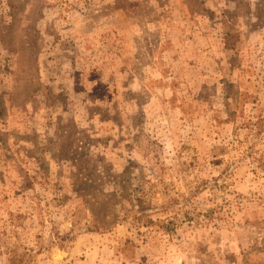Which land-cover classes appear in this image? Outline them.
<instances>
[{
  "label": "rangeland",
  "instance_id": "rangeland-1",
  "mask_svg": "<svg viewBox=\"0 0 264 264\" xmlns=\"http://www.w3.org/2000/svg\"><path fill=\"white\" fill-rule=\"evenodd\" d=\"M0 264H264V0H0Z\"/></svg>",
  "mask_w": 264,
  "mask_h": 264
},
{
  "label": "trees",
  "instance_id": "trees-1",
  "mask_svg": "<svg viewBox=\"0 0 264 264\" xmlns=\"http://www.w3.org/2000/svg\"><path fill=\"white\" fill-rule=\"evenodd\" d=\"M95 220V217H94ZM93 224L95 227H93L95 230H100L103 228V226H101L99 223H97L96 221H93Z\"/></svg>",
  "mask_w": 264,
  "mask_h": 264
}]
</instances>
